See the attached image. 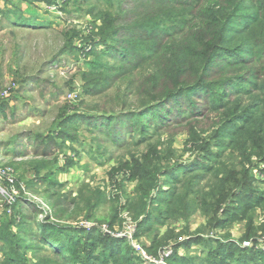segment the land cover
Returning <instances> with one entry per match:
<instances>
[{
  "label": "rangeland",
  "instance_id": "rangeland-1",
  "mask_svg": "<svg viewBox=\"0 0 264 264\" xmlns=\"http://www.w3.org/2000/svg\"><path fill=\"white\" fill-rule=\"evenodd\" d=\"M31 1L0 0V95L11 89L8 98L0 96V167L12 172L22 199L19 205L24 201L39 207L42 218L48 216L69 235L66 243L89 246L100 240L93 237L94 231L124 243L128 257L121 262L103 259V264H246L248 257L264 263V162L252 154L244 158L236 137L230 135L237 133L232 132L240 125L237 115L250 102L244 96L248 83L255 73L257 84L264 81V47L259 44L264 42V0H235L233 9H239L227 22L229 42L202 73L214 98L215 91L232 95L225 103L182 125L155 120L135 127V132L133 127L116 142L97 132L99 124H93L99 119L75 116L95 115L94 108L118 87L109 85L95 99L84 95L118 67L107 56V46L120 45L118 38L105 32L102 20L123 9L141 12L150 7L141 5L152 0ZM224 3L194 2L188 9L191 16L179 19L182 23L169 32L193 30L196 19L205 21ZM12 10L43 25H8ZM188 21L192 23L184 28ZM196 29L202 32V27ZM144 53L140 51L137 59ZM195 101L192 111L198 114L205 104ZM172 192L178 193L183 206L180 216L164 215V220L159 212ZM131 199L146 204L145 216L135 218L127 210ZM255 199L261 202L256 205ZM25 213L19 210L16 221L20 223ZM7 216L0 198V225ZM31 228L36 230L33 224ZM7 229L15 234L17 224ZM137 246L148 260L137 253ZM11 247L0 249L7 253H0V264L11 257ZM167 248L172 254L161 258ZM20 252L27 264L39 262L44 253Z\"/></svg>",
  "mask_w": 264,
  "mask_h": 264
},
{
  "label": "trees",
  "instance_id": "trees-1",
  "mask_svg": "<svg viewBox=\"0 0 264 264\" xmlns=\"http://www.w3.org/2000/svg\"><path fill=\"white\" fill-rule=\"evenodd\" d=\"M24 1L32 4L31 0ZM188 1L152 0L153 3L150 5H141L150 6L151 9L145 7L141 12L134 11L132 8L125 11L123 9L117 11L112 18L102 20L105 32H110L118 38V45L120 44L118 47L106 45L109 49L107 56L110 62L113 61V64L118 67L111 68L113 76H104L98 81V88L85 89L84 95H90L91 99H95L109 85H112V88L116 85L118 87L111 91L110 97L99 102L102 103L101 106L94 108L95 115H79L75 116L76 118L99 119L100 122L96 121L93 124L94 126L99 124L97 132L103 135L104 139L113 138L112 140L116 142L127 135L133 127V132H135V127L151 125L155 120L160 122V125H167L168 120L182 125L191 116H195L194 120H200L204 114L207 115L218 105L225 103L226 98L232 96L224 90L221 93L215 91L216 97L214 98L213 93L207 92V77L202 73L207 66L214 64L221 49L228 44L231 31L228 27L230 24L227 22L239 9L238 3L236 2L237 7L233 9L235 0H223L225 3L213 10L212 15L205 21L196 19L193 30L170 33V30H176L178 23H182L178 21L179 19L185 20L191 16L188 9L194 2L203 0H193L192 3L182 5ZM8 14L5 22L11 26L36 28L43 25L23 18L18 11L12 10ZM191 23V21L185 22L184 28L189 27ZM200 27H202V32L195 33L196 28ZM157 28H161L162 31H158ZM149 40L152 41L148 44ZM259 44L264 47L263 41ZM142 50L145 51L144 55L137 59ZM256 74H254L253 81L248 83L249 92L244 93V96H249L250 102L242 108L241 116L237 115L240 125H234L235 129L232 131H237V133L230 135L236 137L244 158L248 159L252 154L258 161L264 162V97H262L264 81L257 84ZM97 76L91 75L90 77L96 78ZM240 93L237 92L235 95ZM195 100H200L199 102L205 104L198 114L192 111L197 107ZM7 105L3 104L2 108ZM191 137L195 138L194 135ZM57 138L65 140L63 136ZM231 148L239 149L238 145L231 146ZM166 176L168 183L174 184L170 176ZM177 196L178 193L175 192L167 196L168 199L166 198L164 204L166 208L164 207L159 212L164 220H168L164 215L174 217L180 214L183 201ZM21 200L18 198L12 208V214L4 218L0 225V249L12 244V255L5 264H27L25 258L19 257L22 256L21 252L19 253L22 250L32 251L34 254L38 251L44 252L39 262L32 264H103V259H115L121 262L128 257L123 247L124 243L102 238L96 231L92 233L93 237L97 236L100 240L96 238L95 242L89 246L80 241L66 243L65 240L69 235L65 234L63 229L52 224L48 216L45 215L42 218L43 213L36 205L24 201L22 202L24 204L19 205ZM130 202L132 203L129 206ZM260 202L255 199L256 205ZM145 209L146 204L139 199L135 201L131 199L128 202L127 210L135 218L145 216ZM19 210H27V213L22 215L20 223L16 221ZM144 220L149 222L151 218L145 217ZM14 224H17L15 234L7 229ZM31 224L36 230L31 228ZM145 230L151 231V226H147ZM75 232L77 234L86 233L76 230ZM15 238L16 241L10 243ZM213 252L218 254L216 251ZM0 253L4 256L7 254L2 250ZM174 255L177 254L174 253ZM16 257L18 258L15 259ZM245 260L246 264H264L255 261L252 257L245 258Z\"/></svg>",
  "mask_w": 264,
  "mask_h": 264
},
{
  "label": "built area",
  "instance_id": "built-area-1",
  "mask_svg": "<svg viewBox=\"0 0 264 264\" xmlns=\"http://www.w3.org/2000/svg\"><path fill=\"white\" fill-rule=\"evenodd\" d=\"M10 90H2V98H8L10 96ZM15 189V190H14ZM18 189H16L15 179L12 176V172L0 167V198L4 202L5 213L8 215L12 214V208L16 204L18 197ZM137 253L143 257L145 260H148V257L144 253L143 249L140 246L135 247ZM172 254V249H164L160 256L161 258H168Z\"/></svg>",
  "mask_w": 264,
  "mask_h": 264
}]
</instances>
